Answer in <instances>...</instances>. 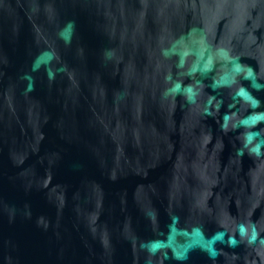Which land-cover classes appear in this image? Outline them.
<instances>
[{
    "label": "water",
    "instance_id": "water-1",
    "mask_svg": "<svg viewBox=\"0 0 264 264\" xmlns=\"http://www.w3.org/2000/svg\"><path fill=\"white\" fill-rule=\"evenodd\" d=\"M0 264H264V0H0Z\"/></svg>",
    "mask_w": 264,
    "mask_h": 264
}]
</instances>
